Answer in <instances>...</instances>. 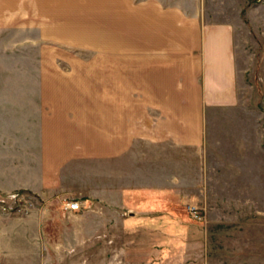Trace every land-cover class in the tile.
Returning <instances> with one entry per match:
<instances>
[{
    "label": "crops",
    "instance_id": "0c3cea01",
    "mask_svg": "<svg viewBox=\"0 0 264 264\" xmlns=\"http://www.w3.org/2000/svg\"><path fill=\"white\" fill-rule=\"evenodd\" d=\"M89 6L104 62L72 84L42 58L0 62V264H64L83 247L110 264H264V190L255 170L231 190L244 174L224 147L241 103L234 21L216 0ZM25 193L38 204L2 201Z\"/></svg>",
    "mask_w": 264,
    "mask_h": 264
},
{
    "label": "rangeland",
    "instance_id": "374dc122",
    "mask_svg": "<svg viewBox=\"0 0 264 264\" xmlns=\"http://www.w3.org/2000/svg\"><path fill=\"white\" fill-rule=\"evenodd\" d=\"M216 2L223 11L225 9L224 15L235 23L236 57L241 70L239 118L234 120L233 143L224 147L226 151L230 148L226 154H234L235 158L239 155L242 174L247 177L241 175L232 179L231 190L238 184L244 185L243 181L254 170L257 190H264V0ZM89 3L90 0H0V62L34 63L42 58V61L47 60L64 69L61 72L64 78L72 79H67L70 83L66 84H72L73 75L82 73L81 69H87L88 64L104 62V22L94 15V8ZM0 78H4L2 72ZM2 94H9L7 87L0 88ZM2 201L12 206L38 204L34 197L26 193L4 197ZM263 204V200H258V205ZM91 249L83 247L77 252L64 250V264H110L105 262L103 247ZM149 249L139 248L138 252L146 253ZM177 249L183 256V247ZM130 251L136 253L137 250L131 248ZM142 257L145 254H141L140 260L130 255L125 262L113 264H146ZM222 260L221 255L214 253L207 256L205 264H222Z\"/></svg>",
    "mask_w": 264,
    "mask_h": 264
},
{
    "label": "built area",
    "instance_id": "2783aa9c",
    "mask_svg": "<svg viewBox=\"0 0 264 264\" xmlns=\"http://www.w3.org/2000/svg\"><path fill=\"white\" fill-rule=\"evenodd\" d=\"M65 208L70 211H78L80 210V204L76 200H71L65 204ZM185 209L193 220H196V221L204 220L203 210L199 206L194 205V204H186Z\"/></svg>",
    "mask_w": 264,
    "mask_h": 264
}]
</instances>
